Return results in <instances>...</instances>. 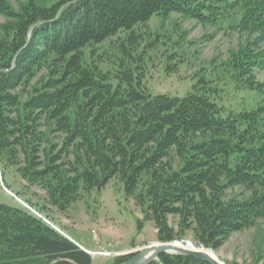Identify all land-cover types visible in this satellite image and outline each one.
I'll use <instances>...</instances> for the list:
<instances>
[{
    "label": "trees",
    "instance_id": "16d2710c",
    "mask_svg": "<svg viewBox=\"0 0 264 264\" xmlns=\"http://www.w3.org/2000/svg\"><path fill=\"white\" fill-rule=\"evenodd\" d=\"M8 7L0 0V11L12 18ZM30 9L10 31L0 29V155L9 154L14 164L17 147L24 146L28 164L18 170L48 189L54 204L66 209L81 191L100 192L120 177L127 194L148 202L158 240L182 236L166 219L179 213L195 219L196 238L212 250L229 232L264 218V99L254 107L228 108L221 103L224 88L198 72L184 95L153 94L140 64L125 68L120 60L112 71L93 58L106 40L128 30L127 42L134 44L135 27L171 14L214 25L234 18L233 27L251 38L232 62L244 75L256 63L254 55L264 61V48L257 54L250 49L264 42V0H49ZM125 47L119 46L123 54ZM49 54L57 56L52 64L62 73L21 103L11 91L33 78ZM122 107L129 109L120 114ZM173 147L182 155L177 169ZM228 184L254 194L227 203L222 197ZM184 227L183 234L192 225ZM115 259L113 264L128 256ZM158 261L148 264H210L167 252ZM92 263L91 254L38 216L0 204V264Z\"/></svg>",
    "mask_w": 264,
    "mask_h": 264
},
{
    "label": "rangeland",
    "instance_id": "374dc122",
    "mask_svg": "<svg viewBox=\"0 0 264 264\" xmlns=\"http://www.w3.org/2000/svg\"><path fill=\"white\" fill-rule=\"evenodd\" d=\"M5 1L9 6L8 10L12 12L9 13L12 18H7L0 11V29L8 28L10 31L25 14H28L30 6H39L49 0ZM234 22L235 19L232 18L222 21L220 25H214L171 14L166 18L161 17L135 27L137 38L134 44L127 42L128 30L119 33L118 37L106 40L98 47L93 58L100 67L112 71L118 68L120 60H123L125 68H133L140 64L146 72L148 89L153 94L184 95L191 89L193 74L198 72L200 77L212 80V84L224 88L221 103L226 107L238 109L245 106L254 107L264 99V61L254 55L255 60L259 62L250 64L252 67L248 71L244 70V67L239 68L240 71L243 69L244 75L235 73L233 59L244 51L243 48L251 38L249 40L246 33L233 27ZM124 42L126 47L123 54L119 46ZM254 44L257 45L250 49L256 52L255 54L264 48V42L261 45L258 42ZM172 52H176V57L169 56ZM47 57L43 60L45 64L33 78L11 91L21 103H26L36 87L44 84L47 78H59L62 73L61 67L52 64L57 56L49 54ZM178 58L181 61H178ZM177 61L178 68L174 70L173 64ZM167 65L172 67L169 68ZM249 67L248 65L247 68ZM256 86L260 89L255 88ZM128 107L118 109L120 114L129 109ZM82 109L89 116L88 108ZM10 117L16 118L17 112L14 111ZM14 136L17 138L18 134ZM63 138L64 136L60 134L55 142L60 144ZM23 147L22 145L17 147L14 164L11 163L9 154L0 155V204L23 207L37 216L30 209L34 208L73 242L77 241L78 245L81 242L90 252L97 253L91 254L92 264H113L117 260L115 258L126 256L125 253L152 244L168 242L158 240V228L154 220L148 218L146 214L148 202L139 203L134 195L127 194L120 177L110 180L100 192L96 189L90 192L81 191L77 199L66 209H60L50 198L48 189L36 182H30L18 170L28 164ZM181 158L179 149L173 147L171 162L174 169L181 165ZM68 159H73V155ZM146 179V175H142L141 186L144 188ZM222 181H225V178H222ZM10 192H13L14 197ZM139 193L145 195L146 191ZM253 194L252 189L244 185L228 184L222 198L227 203L242 202L249 200ZM166 219L178 236L182 235L169 242L185 239L190 244L203 246L215 253L225 264H264V218L254 219L242 229L229 232L221 239L222 245L218 250L206 247L196 238L193 228L197 222L189 215L167 214ZM189 225L192 227H188L183 234L181 226ZM156 262H159L158 259Z\"/></svg>",
    "mask_w": 264,
    "mask_h": 264
},
{
    "label": "water",
    "instance_id": "95a60500",
    "mask_svg": "<svg viewBox=\"0 0 264 264\" xmlns=\"http://www.w3.org/2000/svg\"><path fill=\"white\" fill-rule=\"evenodd\" d=\"M41 23L42 22H39L38 24ZM34 27L35 25L30 28L29 32H31ZM16 57L17 54L12 61V65H14ZM171 251L176 253H182L193 257L195 260H202L210 264H224L222 261L217 260L208 252L191 251L174 246L172 243H156L149 245L148 247L143 249L130 251L128 253H125V255L131 257L118 264H148L151 261L157 259L161 253L171 252Z\"/></svg>",
    "mask_w": 264,
    "mask_h": 264
},
{
    "label": "built area",
    "instance_id": "2783aa9c",
    "mask_svg": "<svg viewBox=\"0 0 264 264\" xmlns=\"http://www.w3.org/2000/svg\"><path fill=\"white\" fill-rule=\"evenodd\" d=\"M35 214H37L39 217H42L40 213H38L37 211H35L34 209L30 208ZM43 219L48 223L50 224L52 227L56 228L58 230V228L53 224L51 223L49 220L45 219L43 217ZM174 244L178 247H181V248H185V249H189V250H193V251H205V247L203 246H197L193 243H189L187 242V240L185 239H181V240H176L174 241Z\"/></svg>",
    "mask_w": 264,
    "mask_h": 264
},
{
    "label": "bare ground",
    "instance_id": "6f19581e",
    "mask_svg": "<svg viewBox=\"0 0 264 264\" xmlns=\"http://www.w3.org/2000/svg\"><path fill=\"white\" fill-rule=\"evenodd\" d=\"M206 252H208L209 254H211L214 258H216L217 260L221 261L216 255L215 253L213 254L210 250L206 249ZM225 264V263H224Z\"/></svg>",
    "mask_w": 264,
    "mask_h": 264
},
{
    "label": "crops",
    "instance_id": "0c3cea01",
    "mask_svg": "<svg viewBox=\"0 0 264 264\" xmlns=\"http://www.w3.org/2000/svg\"><path fill=\"white\" fill-rule=\"evenodd\" d=\"M73 239H74V238H73ZM76 243H77V241H76ZM78 243H79V242H78ZM79 245L82 246L83 248H85L86 250H88V248L85 247L81 242L79 243ZM88 251H90V250H88Z\"/></svg>",
    "mask_w": 264,
    "mask_h": 264
}]
</instances>
